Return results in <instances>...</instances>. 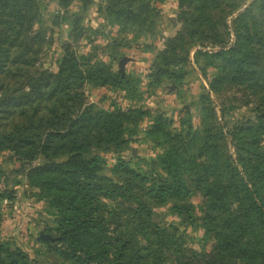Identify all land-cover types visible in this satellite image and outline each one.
<instances>
[{
  "label": "trees",
  "instance_id": "16d2710c",
  "mask_svg": "<svg viewBox=\"0 0 264 264\" xmlns=\"http://www.w3.org/2000/svg\"><path fill=\"white\" fill-rule=\"evenodd\" d=\"M43 1L0 0V154L21 165L27 186L50 208L52 224L40 239L47 264H264V0L241 12L240 0H178L183 28L158 56L154 80L179 85L183 75L169 66L183 63L192 47L211 45L196 54L208 58V87L220 102L201 96L200 130L187 113L173 130L155 116L146 138L166 145L144 171L121 155L129 149L125 126L146 112L87 103L85 85L120 89L125 78L79 56L82 18L65 15L74 0H58L64 16H53L56 28L72 34L58 47L56 70L44 61L56 40L54 27L35 30ZM82 1L85 10L91 2ZM164 1L102 0L97 13L124 29H149ZM227 88L237 90L233 100L242 107L256 100L246 120L227 123L235 109L223 96ZM108 153L117 157L109 175ZM38 158L42 165H34ZM15 191L3 189L0 203ZM189 228L202 232V253L187 247ZM0 264L38 263L0 242Z\"/></svg>",
  "mask_w": 264,
  "mask_h": 264
},
{
  "label": "rangeland",
  "instance_id": "374dc122",
  "mask_svg": "<svg viewBox=\"0 0 264 264\" xmlns=\"http://www.w3.org/2000/svg\"><path fill=\"white\" fill-rule=\"evenodd\" d=\"M240 1L242 5L239 12L254 2ZM90 2L87 8L82 10L83 1L74 0L65 13L66 16H80L84 24V31L80 39L74 43V48L79 51V56H85L92 63L109 65L112 72L122 74L125 83L120 89L85 85L86 100L89 105H94L99 110L111 111L116 108L146 112L142 121L125 126L129 149L121 155V158L130 161L133 167L144 171L146 160L153 158L157 152H163L166 145L163 137L154 144L151 139L146 138L150 122L155 116H163L170 122L168 130H173L178 127L180 118L187 113L191 126L200 130L203 121L201 96L208 94L212 102L215 104L220 102L208 87V80L213 73L208 58L204 54H196L197 51L211 52L214 48L211 45L204 48L194 46L183 63L169 66L171 72L183 75L179 85H176L175 78L168 79L165 76L157 83L153 76L158 56L166 48L168 40L175 37L183 28L180 18L182 10L178 6V0L157 2L155 6L160 13L153 18V26L149 29L138 27L124 29L112 25L103 18V14L97 13L103 4L102 0ZM56 15L64 16L58 6V0H44L41 2V14L35 23V30H41L45 26L54 27L50 32L56 43L53 51L45 50L43 58L46 63L53 64L55 70L56 59L60 56L58 47L69 41L72 36L70 28L66 25H61L60 29L55 27L53 16ZM231 19L230 17L227 20L228 26L231 25ZM111 51L116 57L113 60L109 58ZM123 58L125 62L120 70V61ZM236 91L235 88H227L223 95L227 98V104L233 102L231 106H235L230 115L225 117L229 125L237 120H246L250 115V108L256 104L252 97L249 98L251 105L242 107L241 103L233 100L240 97ZM242 97L243 102L245 99ZM9 156V153L0 154V192L3 189L17 191L14 200H3L0 203V242L7 243L11 249L22 250L38 264H47L49 258L40 239L45 240L43 232L47 225L52 224V219L47 214L50 208L45 201L37 200L34 196L37 190L27 186L21 165L11 160ZM116 158L111 153L106 154L104 174L109 175L110 167L115 164ZM43 163L44 159L38 158L34 165ZM198 201L197 198L193 199L194 203ZM157 212V218L161 220V215L166 214V209H157ZM169 220L171 218L166 219L167 223ZM186 236L189 240L187 247L200 253L203 249V244L199 240L202 232L189 228ZM148 242L149 239L142 240L144 245ZM205 249L209 250V246Z\"/></svg>",
  "mask_w": 264,
  "mask_h": 264
},
{
  "label": "water",
  "instance_id": "95a60500",
  "mask_svg": "<svg viewBox=\"0 0 264 264\" xmlns=\"http://www.w3.org/2000/svg\"><path fill=\"white\" fill-rule=\"evenodd\" d=\"M124 62H125V58H123V59L120 61V70H122V67H123Z\"/></svg>",
  "mask_w": 264,
  "mask_h": 264
}]
</instances>
